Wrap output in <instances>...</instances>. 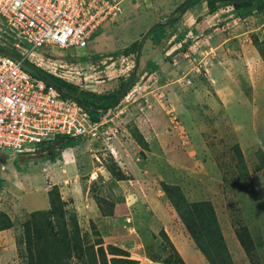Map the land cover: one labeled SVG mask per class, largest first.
Returning <instances> with one entry per match:
<instances>
[{"label":"rangeland","instance_id":"obj_1","mask_svg":"<svg viewBox=\"0 0 264 264\" xmlns=\"http://www.w3.org/2000/svg\"><path fill=\"white\" fill-rule=\"evenodd\" d=\"M186 1L114 0L116 12L84 50L15 47L0 18V48L73 87L105 129L53 159L40 150L1 158L0 264H90V248L94 264L145 260L141 248L153 262L163 255L176 264L170 239L188 233L166 200L167 186L187 203L209 204L227 252L223 264H264V12L242 20L218 0L205 24L200 0L163 27L184 30L188 11L200 14L183 35V51L165 58L163 39L178 31L163 32L154 47L157 28L135 65L141 35L177 18ZM241 22L251 33L239 41L258 48L259 61H221V74L211 59L222 52L214 48ZM214 29L220 32L211 36Z\"/></svg>","mask_w":264,"mask_h":264},{"label":"built area","instance_id":"obj_2","mask_svg":"<svg viewBox=\"0 0 264 264\" xmlns=\"http://www.w3.org/2000/svg\"><path fill=\"white\" fill-rule=\"evenodd\" d=\"M113 1L0 0V18L15 47L25 43L30 52L41 53L84 50L116 12ZM21 61L0 53V160L6 152L42 151L62 137L80 142L102 138L100 121H91L84 106L34 76Z\"/></svg>","mask_w":264,"mask_h":264},{"label":"trees","instance_id":"obj_3","mask_svg":"<svg viewBox=\"0 0 264 264\" xmlns=\"http://www.w3.org/2000/svg\"><path fill=\"white\" fill-rule=\"evenodd\" d=\"M198 1L200 0L192 1L189 4L188 8H191ZM202 1L205 2L206 4L208 14H213L216 11L217 8L215 4L217 3L218 0H202ZM224 2H226L228 6H232L234 14L239 18L249 16L253 12H258V13L264 12V0H247L237 3H229L227 1ZM183 5L184 3L180 5L179 10L182 8ZM163 27L164 26L158 28V30H163ZM163 32L164 30L162 32H159L157 37L151 38L152 41L156 42L160 37L163 36ZM97 35L98 33L94 34L92 37H96ZM181 38L182 35L178 36L177 40H180ZM24 62H26V64L33 69L34 72L32 74L34 76L39 77L44 81L50 80L54 85H57L60 88L64 96L74 98L82 106H84V104H87L84 100H81L77 95H73V93H71L72 90H74L71 89L73 87L71 86L66 87V85L60 83L58 79H55L50 75L44 73L36 66L28 63L27 61ZM85 110L88 114L94 113L89 109H85ZM89 118L91 119V121L96 120V118H94L93 116L92 117L89 116ZM78 143H80L79 139L62 137L57 140L56 145L54 146L47 145L44 149L42 148V152H44V154L47 157L53 159L57 154L56 152L59 151V149L71 148L74 147V144H78ZM163 188L165 191V197L167 202L173 208L180 223L188 233L189 238L192 240L195 248L204 258V260L208 264H223L222 262L224 261H221V258L222 255H227V252H226V248H224V245L222 244L221 236L218 232L219 230L217 227V223L214 219L213 216L214 214L212 213V209L209 207V204L207 202L187 203L184 200L183 196L181 195L180 191L176 187L167 186ZM66 245L67 243H65L63 247ZM170 248H171L170 251L173 252V254H175L176 256L175 257L176 264H183L180 257L173 250V248L172 247ZM87 257L89 259L90 264H94L92 263L94 259V253L92 248L89 249ZM122 262H124L125 264H132L130 263V261L128 262L123 260ZM162 263L170 264L169 262H165L163 260Z\"/></svg>","mask_w":264,"mask_h":264},{"label":"crops","instance_id":"obj_4","mask_svg":"<svg viewBox=\"0 0 264 264\" xmlns=\"http://www.w3.org/2000/svg\"><path fill=\"white\" fill-rule=\"evenodd\" d=\"M190 12L191 11H188L187 14L191 15L190 19H192V18L193 19H192V21L188 20L186 23H183L184 24L183 26L185 28L184 30L181 28L174 29L175 25H173L172 27H169L168 29L166 28L164 30V32L166 34H168V33H170L169 30H171L172 33L177 30L178 31L177 34L173 33V34L169 35V37L166 39H163L162 37H160L155 42L154 47H157V45L162 43V39L166 40L168 45L170 44V46L163 51V56L165 58H168L170 56L169 54L173 55L174 52L178 53V52L183 51L182 50L183 47L181 45V43L183 42V35L185 36L186 32L191 34V31L194 29V28H192L193 24L194 25L196 24V21L199 19V16H200V14L197 16V15L193 14L192 12L191 13ZM215 12L213 14H209V15L205 16L206 18L202 21L206 24V21L208 20V18H210V17L213 18V16H215ZM248 17H251V16L249 15V16L243 17L241 19L246 20V18H248ZM237 18H239V17H237ZM181 20L179 22H181ZM182 22H184V21H182ZM177 24H179V23H177ZM242 25H243V23L241 22L240 25H236V27L234 26L231 30V32L233 33L234 36L231 38H225L218 46H215V48H214L216 51L220 50L222 52V55H220V57L218 55H216V57L211 59L213 61L212 63H214L216 66H218L220 73L222 72V69H220V67L223 68L224 71H226L225 67H223V66H225L224 65L225 63L223 64L221 61H224V62L226 61L229 64H231L230 61H259V59H257V58H259V54L257 53V52H259V49L258 48L256 49L253 46H249L250 44L243 45L239 41V36L244 35V34L248 35L251 33L248 31L244 32L243 29L241 28ZM214 30H216L215 31L216 33H214ZM214 30L211 32V36L217 35L220 32V31H218V29H214ZM222 32H223V30H222ZM231 32L226 33V34H231ZM180 35H182V38L180 40H177L178 36H180ZM236 39H237L236 42H237L238 46L236 45L232 49L231 45L229 44V41L236 40ZM144 41H143V43H144ZM143 43L141 44V48H142ZM150 46L152 48L153 45L150 44ZM153 49L151 50L152 54H154V52H155L154 51L155 49L154 50ZM209 49H213V48H209ZM206 50H208V49H204V52H206ZM177 55L173 56L171 61H174L173 59L176 58ZM164 57H162L160 60H163ZM158 60H159V58H158ZM158 60H156V61H158ZM177 235L178 234H176L174 238L170 239L171 243H169V245H170V247L173 248V250L180 257L183 264H208L204 260V258L201 256V254L198 252V250L195 248V246H194L192 240L189 238V236L184 237L182 235H180V236H177ZM139 254H140V256L142 255L145 260L136 261V262H134L135 264H163L162 263L163 255L161 257V260L159 259L160 261L153 262L145 255L143 248H141L140 250L137 249V255H139ZM128 255H129V260H132L131 259L132 255H130V254H128ZM134 256L135 255H133V257ZM132 261H135V260H132Z\"/></svg>","mask_w":264,"mask_h":264},{"label":"water","instance_id":"obj_5","mask_svg":"<svg viewBox=\"0 0 264 264\" xmlns=\"http://www.w3.org/2000/svg\"><path fill=\"white\" fill-rule=\"evenodd\" d=\"M192 1H194V0H187V1L184 3V5L182 6V9L180 10V13H179V15L177 16V18L171 19V20H169V21H167V22H165V23H156V24H154L153 26H151L149 29H147V30L141 35V37H140V39H139V41H138V43H137V46H136L135 65L138 64L139 53H140V50H141V44H142L143 41L146 39V37L149 35V33H151L153 30H155V29H157V28H160V27H162V26H167V25H169V24H172V23L176 22V20L179 19V17H180L182 14H184V12L187 10L189 4H190ZM224 1H227V2H229V3H237V2L247 1V0H224ZM0 53H2V54H6V55L10 56L11 58H13V59H15V60L21 61V60L18 58V56H16V55L13 54V53H10L9 51H7V50H5V49H0ZM21 64H22L25 68L29 69L32 73L34 72L33 69H32L31 67H29V66L26 64V62L21 61ZM133 78H134V74L131 75V77H130L128 83H130V82L133 80ZM45 82H46L47 84H49V85H52V86L55 87L58 91H60V88L57 87L56 85H54L50 80H47V81H45ZM123 94H124V90H122V91L119 93L118 97H117V98L115 99V101H114V105H116V103H118L119 99L123 96ZM84 107H85V106H84ZM85 108L87 109V108H89V107H85Z\"/></svg>","mask_w":264,"mask_h":264},{"label":"clouds","instance_id":"obj_6","mask_svg":"<svg viewBox=\"0 0 264 264\" xmlns=\"http://www.w3.org/2000/svg\"><path fill=\"white\" fill-rule=\"evenodd\" d=\"M1 49V48H0Z\"/></svg>","mask_w":264,"mask_h":264}]
</instances>
